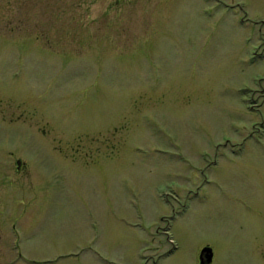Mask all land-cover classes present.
<instances>
[{"label": "rangeland", "instance_id": "374dc122", "mask_svg": "<svg viewBox=\"0 0 264 264\" xmlns=\"http://www.w3.org/2000/svg\"><path fill=\"white\" fill-rule=\"evenodd\" d=\"M204 244L264 264V0H0V264Z\"/></svg>", "mask_w": 264, "mask_h": 264}, {"label": "water", "instance_id": "95a60500", "mask_svg": "<svg viewBox=\"0 0 264 264\" xmlns=\"http://www.w3.org/2000/svg\"><path fill=\"white\" fill-rule=\"evenodd\" d=\"M212 247L210 245H204L200 250V262L205 264L212 260Z\"/></svg>", "mask_w": 264, "mask_h": 264}, {"label": "flooded vegetation", "instance_id": "af4514ba", "mask_svg": "<svg viewBox=\"0 0 264 264\" xmlns=\"http://www.w3.org/2000/svg\"><path fill=\"white\" fill-rule=\"evenodd\" d=\"M22 164H23V162H21L20 161V158H17V160H16V169L19 171H21V168H22ZM19 171V172H20ZM198 256H199V253H198ZM213 258H214V253H213ZM213 258H212V261H213ZM198 261H199V263H200V260H199V257H198ZM212 261L210 262V263H212ZM210 263H206V264H210ZM201 264V263H200Z\"/></svg>", "mask_w": 264, "mask_h": 264}]
</instances>
